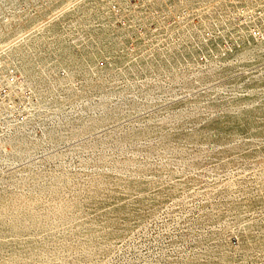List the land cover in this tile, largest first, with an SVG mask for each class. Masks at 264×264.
Returning a JSON list of instances; mask_svg holds the SVG:
<instances>
[{
	"label": "rangeland",
	"instance_id": "374dc122",
	"mask_svg": "<svg viewBox=\"0 0 264 264\" xmlns=\"http://www.w3.org/2000/svg\"><path fill=\"white\" fill-rule=\"evenodd\" d=\"M235 2L9 11L0 264H264V31Z\"/></svg>",
	"mask_w": 264,
	"mask_h": 264
},
{
	"label": "built area",
	"instance_id": "2783aa9c",
	"mask_svg": "<svg viewBox=\"0 0 264 264\" xmlns=\"http://www.w3.org/2000/svg\"><path fill=\"white\" fill-rule=\"evenodd\" d=\"M108 2L113 11L123 15L147 14L148 11L146 0H108ZM235 3L236 10L246 17L252 18L253 21L258 19L257 24L252 23L254 30L264 31V0H236Z\"/></svg>",
	"mask_w": 264,
	"mask_h": 264
},
{
	"label": "bare ground",
	"instance_id": "6f19581e",
	"mask_svg": "<svg viewBox=\"0 0 264 264\" xmlns=\"http://www.w3.org/2000/svg\"><path fill=\"white\" fill-rule=\"evenodd\" d=\"M67 1H70V0H0V31H1V34L8 32L10 30V27H12L14 25H19L18 20L15 19L16 16L9 14V11L18 10L19 6L21 4L26 5L27 9H31L33 7H40L41 5L43 6V8H45V7L51 8L54 5L60 6L61 4L65 3ZM49 19H50V17H49ZM42 23L43 22H41V24ZM41 24L39 23L40 26L38 24H37V26H39V28H43L44 25L43 24L41 25ZM37 26L33 25V27H35V28H37ZM25 70L28 71L29 68H26ZM40 72H42V70ZM56 100L57 99H55L54 101L56 102ZM58 101L59 100H57V102ZM103 103H104L103 105H105V102H103ZM104 109H105V107H104ZM115 109H116V107L109 109L107 112L113 111ZM107 112L105 110L104 113H102V115H106ZM47 133L50 135L52 133V130H49Z\"/></svg>",
	"mask_w": 264,
	"mask_h": 264
}]
</instances>
